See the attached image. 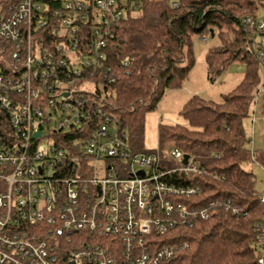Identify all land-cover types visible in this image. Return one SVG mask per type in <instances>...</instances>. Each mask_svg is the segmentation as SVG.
Listing matches in <instances>:
<instances>
[{"label": "built area", "instance_id": "built-area-1", "mask_svg": "<svg viewBox=\"0 0 264 264\" xmlns=\"http://www.w3.org/2000/svg\"><path fill=\"white\" fill-rule=\"evenodd\" d=\"M139 7L0 0V264H176L187 244L167 233L207 218L190 201L195 188L174 177L201 174L190 158L171 149L167 167L158 151L131 153L90 96L95 72L115 81L107 42ZM252 248L264 264V234Z\"/></svg>", "mask_w": 264, "mask_h": 264}, {"label": "trees", "instance_id": "trees-1", "mask_svg": "<svg viewBox=\"0 0 264 264\" xmlns=\"http://www.w3.org/2000/svg\"><path fill=\"white\" fill-rule=\"evenodd\" d=\"M137 16H127L113 27L107 42L104 67L115 78L111 84L95 72L90 80L100 84L93 97L110 115L118 130L124 131L131 153L143 149L144 116L154 110L168 89L187 78L195 60L192 39L217 32L221 44L205 55L207 76L213 81L236 61L246 65L242 80L220 103L192 96L180 114L188 122L158 127L159 154L163 165L172 167L160 149L167 145L189 155L190 164L201 174L174 175L177 182L196 192L190 201L206 209V219L193 220L167 233L177 244L176 264H258L252 248L264 234V208L251 171L245 163L264 168V151H253L244 134L242 121L248 117L258 92L257 25L264 18V0H139ZM249 18L253 26L244 23ZM260 49V48H259ZM127 62V66L124 65ZM85 79H88L87 77ZM263 121H264V93Z\"/></svg>", "mask_w": 264, "mask_h": 264}, {"label": "rangeland", "instance_id": "rangeland-1", "mask_svg": "<svg viewBox=\"0 0 264 264\" xmlns=\"http://www.w3.org/2000/svg\"><path fill=\"white\" fill-rule=\"evenodd\" d=\"M138 11L132 12L131 16H137ZM258 18H264L262 12L258 13ZM221 44L217 32L214 35H208L205 39L200 36H194L192 39V51L195 63L190 70L187 78L179 87L165 91L162 99L156 108L144 116V134L143 149L151 152H159L158 127L181 125L188 127L187 120L182 117L180 111L184 104L192 96H198L205 101L220 103L222 95L232 92L236 85L242 80L246 71V65L243 62H233L226 70L218 75L213 81L207 76V66L205 55L209 49L215 48ZM256 47L264 50V35H257ZM258 76L260 84L255 104L251 105L248 117L242 121L244 134L251 139L249 145L253 151H264V121H263V100L264 93V67H258ZM101 88V86H100ZM93 89V86H90ZM92 91V90H91ZM172 147L164 145L160 151L168 163H175L169 159L168 153ZM244 168L251 171L255 181L257 192H264V168L254 161L245 163ZM264 254V250H262Z\"/></svg>", "mask_w": 264, "mask_h": 264}, {"label": "water", "instance_id": "water-1", "mask_svg": "<svg viewBox=\"0 0 264 264\" xmlns=\"http://www.w3.org/2000/svg\"><path fill=\"white\" fill-rule=\"evenodd\" d=\"M211 36H212V30H210ZM189 159V155L183 154V164H187Z\"/></svg>", "mask_w": 264, "mask_h": 264}]
</instances>
